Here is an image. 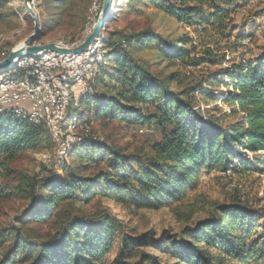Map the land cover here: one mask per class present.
Masks as SVG:
<instances>
[{
  "label": "trees",
  "instance_id": "1",
  "mask_svg": "<svg viewBox=\"0 0 264 264\" xmlns=\"http://www.w3.org/2000/svg\"><path fill=\"white\" fill-rule=\"evenodd\" d=\"M121 1L129 10L152 4L220 38L231 20L230 12L216 0ZM8 2L0 0V9ZM39 5L45 8L39 17L40 33L53 27L71 29L66 43L70 45L85 38L86 33L80 35L90 0H39ZM5 19L0 11V20ZM155 41L161 58L174 66L179 62L196 68L214 56L210 48L199 54L197 44L186 35L170 39L151 29L129 36L104 35L105 62L97 66L91 93L75 107L77 139L61 158L55 154L56 166L46 168L45 177L19 174L12 163L26 152L54 149L48 126L11 110L0 111V212L3 202L28 201L7 223H2L0 213V264H264V215L239 198L215 202L208 216L193 220L204 174L229 170L264 174V48L253 59L220 72L229 80L225 84L233 87L223 99L230 111L223 112L212 91L219 86L218 76H209L205 84L192 80L184 84L188 76L181 71L161 78L132 57V51ZM201 100L211 101L206 103L211 107L202 108ZM96 119L153 126L161 138L133 150L109 145L92 132ZM79 129H84L80 135ZM242 150L253 155L255 164L243 159L232 165ZM102 162L103 168L88 174L92 165ZM96 197L108 198L131 213L174 206L184 225L174 233L158 234L155 229L136 233L111 210L85 215L64 206Z\"/></svg>",
  "mask_w": 264,
  "mask_h": 264
},
{
  "label": "rangeland",
  "instance_id": "2",
  "mask_svg": "<svg viewBox=\"0 0 264 264\" xmlns=\"http://www.w3.org/2000/svg\"><path fill=\"white\" fill-rule=\"evenodd\" d=\"M216 1L230 12L229 15L231 18L225 36L221 38L216 36L212 30L205 29L203 32H200L196 29L195 24L187 25L180 22L174 16L166 14L152 4H139L137 9L129 10L121 4V0H113L102 35L108 36L112 32H117V35L129 36L151 29L165 38L175 39L182 35L192 38V42L197 44L196 51L202 55L204 54V50L210 48L214 56L208 57L206 63L196 68L183 67L178 61V65L174 66L168 60H163L155 48L158 41H155L151 46L145 47L140 51H132L131 55L140 65L149 69L154 74L159 75L161 78L168 77L176 70L181 71L182 76H188V78H185L184 84H187L191 80L198 83L203 81L205 84L209 76H218L219 86L212 91L219 97L217 101L219 109L223 112H229L230 107L227 103L223 102V99L225 95L233 90V87L225 84L229 80L225 76H221L220 72L227 70L233 63L239 62L240 60L247 61L253 59L263 51L264 0H235L231 3L222 0ZM103 3L104 0H90L85 20L86 26L80 38L85 33L86 37L94 29L101 14ZM30 6L37 12L39 17L40 13L42 14L45 11L44 6L39 5V0H35V6L31 0ZM0 11L6 14V19L0 20L1 60L9 54L11 49L15 48L32 34L34 22L24 6V0H9L8 4L2 7ZM224 22L226 23L228 21ZM233 28L236 29L233 30ZM86 30L89 31L88 34ZM40 32H42V24ZM71 38V29L65 30L53 27L47 34L40 33L36 43H68ZM244 40L247 41L244 42ZM5 52L6 55H4ZM6 70L1 71L6 72ZM171 88H176L174 83H171ZM71 98L72 101L69 105L68 112H70V116H73L76 111L75 107L77 108V106L73 102V94ZM199 102L202 108L211 107V105H206V103L211 104V101L206 102L205 100H201ZM91 130L93 134L101 136L109 145H115L121 148L128 147L130 150L146 147L149 142H155L161 138L158 129L142 123L128 125L121 121H102L96 119L92 121ZM83 131L84 129H79L78 134L80 135ZM75 133V138L77 139V131ZM76 139L72 144L75 143ZM53 144L55 145L53 150H50V147H46L38 152H26L13 161L12 166L19 174H26L30 177H37L38 179L45 177L47 175L45 169L56 166L55 152L57 150V144L55 142ZM243 159H248V161L255 164L253 155L246 153V150H242L241 155L234 160L232 165H240ZM103 166H105L103 162L99 165H92L88 174H93L100 168H103ZM42 188L40 187V191ZM198 194L201 203H198L197 212L194 214L193 220L208 216L209 208L213 203L231 202L235 198H239L252 209L264 215V174H259L254 170H246L244 172L229 170L225 173L212 172L210 174H204L198 189ZM27 203L28 201L20 198L3 202L1 205L3 213L1 217L2 223H7L11 215L19 213L26 207ZM64 206L65 208L71 207L73 212L77 214L85 215L111 210L120 220L126 223L128 229H136V233H142L150 229H155L158 234L163 230L174 233V231H178L184 225V222L175 216L173 212L174 206L159 210H142L137 213H131L121 204H115L108 198L97 197L89 202H78L73 205L64 203ZM261 222L264 223V218ZM149 251L154 252L151 249ZM113 255L114 253H111L110 257Z\"/></svg>",
  "mask_w": 264,
  "mask_h": 264
},
{
  "label": "bare ground",
  "instance_id": "3",
  "mask_svg": "<svg viewBox=\"0 0 264 264\" xmlns=\"http://www.w3.org/2000/svg\"><path fill=\"white\" fill-rule=\"evenodd\" d=\"M32 3L35 6V0H32ZM86 32L87 34L89 33L88 30ZM87 36L72 45L64 42L60 43L68 47H75L81 44ZM102 40L103 35L97 38L87 50L81 53L63 54L62 57H58V52L49 50L41 51L34 55L21 56L16 58L10 67L5 68L7 69L6 72L0 71V97H2V91H5L6 88H15L25 90V98H36L37 88L31 87V74L20 73L18 71L24 70L25 65H29L30 63H45L50 58H56L54 73L39 75V83H46L48 92H51L53 95H60L59 76L63 75V72L65 73L62 83L64 114L60 115V112L54 110V106L49 101V96L41 97V109L18 107V105L4 106V103L0 102V111L11 110L19 116L29 118L35 124L45 123L58 146L59 136L61 138L60 150L56 155L58 158H61L66 153L67 148L76 139L74 130L78 119L74 115L70 116V112H68L72 101V94L74 104L79 107L81 98L86 97L92 91V80L97 71L98 64L105 62V52L102 50L101 44ZM79 59V66L71 70V64ZM84 78H88L89 88H84L80 90L81 92L77 93L79 81Z\"/></svg>",
  "mask_w": 264,
  "mask_h": 264
},
{
  "label": "water",
  "instance_id": "4",
  "mask_svg": "<svg viewBox=\"0 0 264 264\" xmlns=\"http://www.w3.org/2000/svg\"><path fill=\"white\" fill-rule=\"evenodd\" d=\"M30 2L31 0H24V6L34 22L33 32L20 45H17L15 48L11 49V51L5 58L0 60V71L2 69L10 67L16 58H19L21 56L34 55L41 51L49 50L58 52L59 54H70L81 53L87 50L88 47L102 35L113 4V0H104L101 14L92 32L78 46L68 47L60 42H48L43 44L36 43L37 37L40 34L41 24L39 16L37 12L30 6Z\"/></svg>",
  "mask_w": 264,
  "mask_h": 264
},
{
  "label": "built area",
  "instance_id": "5",
  "mask_svg": "<svg viewBox=\"0 0 264 264\" xmlns=\"http://www.w3.org/2000/svg\"><path fill=\"white\" fill-rule=\"evenodd\" d=\"M198 29L201 30L202 26H198ZM246 41L247 40H244V42ZM62 55L63 54L58 53V57H62ZM79 61L80 59L75 63L71 64V70L74 69L76 66H79ZM55 63H56V58H50L45 63H30L29 65H25L24 70L18 71L20 73L31 74V81H30L31 87L37 88L36 98H25V90L23 89L6 88L5 91H2V97H0V102H3L4 106L18 105V107L41 109V97L49 96V101L54 106V110L60 112V115L64 114L65 110H64V103L62 97V83H63V76L65 75V73L63 72V75L59 76L60 95H53L51 92L47 91L46 83H39V75L54 73ZM84 88H89L88 78H84L79 81V87L77 89V93ZM60 145H61V138L59 136V146L57 148L56 155L59 153Z\"/></svg>",
  "mask_w": 264,
  "mask_h": 264
}]
</instances>
